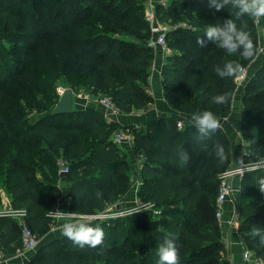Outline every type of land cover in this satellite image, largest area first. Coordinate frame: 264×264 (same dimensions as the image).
<instances>
[{
  "label": "trees",
  "instance_id": "trees-1",
  "mask_svg": "<svg viewBox=\"0 0 264 264\" xmlns=\"http://www.w3.org/2000/svg\"><path fill=\"white\" fill-rule=\"evenodd\" d=\"M147 0H0V184L11 208L25 209L27 225L44 237L55 227L51 212L60 198L59 160L69 165L68 211L93 214L119 203L131 190V160L113 135L123 126L96 109L73 108L46 114L59 102V83L111 96L122 111L140 110L154 100L149 77L156 57L150 44ZM209 0H168L156 4L160 21L186 22L167 35L172 49L162 68L169 104L186 115L161 117L125 126L133 134V153L143 157L138 196L162 210L159 226L144 209L91 223L104 232V244L80 248L65 236L41 244L26 264H157L158 246L173 239L179 264H232L216 217L219 174L232 163V144L221 127L198 141L191 115L210 110L227 116L239 85L237 77L221 78L215 69L228 60L249 66L256 56H229L206 40L209 25L235 20L230 7L216 11ZM237 27L247 31L259 48L264 17H244ZM10 43L8 45L7 43ZM240 76V74H239ZM75 92V91H74ZM230 93L223 105L216 94ZM37 112L34 117L32 113ZM241 133L247 153L264 157V59L248 79L241 100ZM124 130V129H123ZM221 144L226 159L215 155ZM189 155L183 167L177 152ZM264 168L243 174L238 207L240 231L247 248L264 263V247L249 233L264 227V193L258 181ZM96 190L103 192L96 199ZM2 202L0 190V207ZM22 248V229L13 216H0V254Z\"/></svg>",
  "mask_w": 264,
  "mask_h": 264
},
{
  "label": "crops",
  "instance_id": "crops-1",
  "mask_svg": "<svg viewBox=\"0 0 264 264\" xmlns=\"http://www.w3.org/2000/svg\"><path fill=\"white\" fill-rule=\"evenodd\" d=\"M156 57L154 65L152 66V73L149 77L148 88L151 94L154 97V100L149 103V105L140 110L122 111L117 113H111L107 109L98 104L95 101H90L86 99L74 98L73 108L78 109H96L101 111L108 121H116L123 126L122 131L131 135V140L128 142H123L120 144V147L125 151L131 160V177L133 178V185L130 192L117 204H121V207L118 209H136L140 206L141 199L138 196V189L141 184V169L144 162L143 157H137L133 153V134L130 132L131 129L124 128L125 126H135L139 128L141 125L146 124L150 121L157 120L165 116H173L182 120L184 115L178 110L174 109L169 102L167 101L164 93L163 83H162V67L166 63V58L169 55V52H166L164 49L157 47ZM170 53H173L172 51ZM264 55V54H263ZM264 56L257 58L259 61L257 64H254L255 60L247 67L249 79L252 75L258 70L263 62ZM243 83L246 85L247 83ZM242 85V84H241ZM245 85H242L245 87ZM239 87V85H238ZM237 87V91H238ZM235 93L233 98V106L231 112L224 117L217 118L221 124V127L229 137V140L232 144V167H240L242 165H253V160L255 158L247 156V151L245 147V140L241 133V116H240V92ZM237 95V96H236ZM257 163V162H256ZM254 169V168H252ZM251 170V169H250ZM67 175H61L59 180L60 186V198L57 204L59 206H65L66 211H68L69 199L66 196L68 181ZM243 174H237L232 178L233 192L230 199L224 205V212L219 220L221 226V236L223 243L227 249L229 259L232 264H244L243 254L247 248L243 235L240 231V219L238 215V207L241 197V182ZM10 202V201H9ZM61 203V205H60ZM9 203L5 200V206ZM114 204V205H117ZM55 209V210H56ZM78 213V212H72ZM57 219L58 224L53 227L47 235L44 236L43 243L49 242L50 240L63 236L62 234V225L67 223L69 220L68 213L65 216ZM71 221V220H70ZM56 232V233H55ZM38 247L35 250L23 251L22 248L18 249L15 254L4 255L0 254V264H26L29 262L36 254ZM251 250V249H250Z\"/></svg>",
  "mask_w": 264,
  "mask_h": 264
},
{
  "label": "clouds",
  "instance_id": "clouds-1",
  "mask_svg": "<svg viewBox=\"0 0 264 264\" xmlns=\"http://www.w3.org/2000/svg\"><path fill=\"white\" fill-rule=\"evenodd\" d=\"M230 7L235 16L222 23L209 25L205 28L204 33L206 40L200 38L197 44L205 46L211 41L217 48L224 50L229 56L239 55L245 59H250L259 52H264V48H257L253 43L250 34L237 27V20L244 17L260 18L264 17V0H209L208 7L220 11ZM221 78L239 77L242 71V65L237 60H228L222 67L215 69ZM230 93L216 94L211 97V103L223 105L229 102ZM191 123L196 129L198 141L207 139L211 134L221 128L216 115L210 110H204L191 115ZM215 155L223 162L226 159L224 147L221 144L215 145ZM189 155L186 151L177 152V163L183 167L187 164ZM259 191L264 193V179L258 181ZM96 199L103 197V192L96 190L94 193ZM62 234L72 243L80 248L85 246L90 248L101 247L104 244V232L100 226H92L73 218L70 222L62 225ZM252 237L258 238V245L264 247V227L254 226L249 233ZM157 264H179V251L173 239L165 238L163 243L157 249Z\"/></svg>",
  "mask_w": 264,
  "mask_h": 264
},
{
  "label": "built area",
  "instance_id": "built-area-1",
  "mask_svg": "<svg viewBox=\"0 0 264 264\" xmlns=\"http://www.w3.org/2000/svg\"><path fill=\"white\" fill-rule=\"evenodd\" d=\"M167 1L168 0H158V1L157 0H147L146 6H145V15H146L147 20L151 24V30L153 34L150 39V44L154 46L155 48H157V46H162L163 49L166 50V52H169V54H171L170 53L171 48L168 46V41H167L168 33L171 30L178 28L179 26L186 27L189 25L186 22L170 24L169 22L160 21L158 19L157 13H156V4L158 2L165 4ZM256 20L258 23V18H256ZM262 32H264V29ZM245 76H246V68L242 67V71L238 79L241 81L242 79L245 78ZM85 99L97 102L98 104L104 106L107 109V111L111 113L120 112V110L117 108L111 96L101 95V94L95 95L94 93L90 92L85 97ZM177 124L179 128H183L185 126V121L183 119L178 120ZM131 138L132 137L130 134L122 130L115 132L113 135L114 142L118 144H121L123 142H128L131 140ZM58 164H59V174L60 175L67 174L69 172V165L65 160L60 159ZM252 168H254L253 165L251 166L242 165L240 167L229 168L219 174L220 182H219V191H218V196H217V209H216L217 219H221L223 212H224V205L230 199L232 195V192H233L232 178L237 174H244L245 172L249 171ZM137 209H144L146 211H149L153 217H159L162 213V210L156 207L155 204L152 202L141 204ZM134 210L135 209H131L129 210V212L128 211L120 212L121 210H117L115 211L114 214H112V217L124 216ZM67 213H68V216L70 217L80 216L81 218H85L87 216H91L88 214H81V213L77 214V213H72V212H65L59 209L52 211L51 216H53V218L55 217L59 218V217L67 215ZM109 214L110 213H107V215ZM25 215H26V210L21 209V208L19 209L8 208V209H3L0 211V216H13L19 220L21 229H22V250L23 251L35 250L38 247L40 240H39L38 235L27 225L25 221ZM100 215L101 214H97L93 217H99ZM243 260H244V264H264L261 260L257 259L254 256L253 252L250 249H246L244 251Z\"/></svg>",
  "mask_w": 264,
  "mask_h": 264
},
{
  "label": "rangeland",
  "instance_id": "rangeland-1",
  "mask_svg": "<svg viewBox=\"0 0 264 264\" xmlns=\"http://www.w3.org/2000/svg\"><path fill=\"white\" fill-rule=\"evenodd\" d=\"M158 1V0H157ZM145 6H146V2H145ZM255 21H256V19H255ZM259 31H260V36H259V48H264V32H262L263 31V28L262 27H260L259 26ZM7 43V42H6ZM8 45H10V43H7ZM157 47H160V48H162L163 49V47L162 46H157ZM157 49V48H156ZM165 50V49H164ZM166 51V50H165ZM172 51V49L170 50V52ZM264 54V52H259V53H257V55H256V58L254 59L255 61V63L254 64H257L259 61L257 60V58H260L261 56H264L263 55ZM168 57V56H167ZM155 61V60H154ZM153 65H154V62H153ZM152 65V66H153ZM164 66V65H163ZM250 66V65H249ZM248 67V66H247ZM247 67H245L246 68V76H245V78L244 79H242L241 81L239 80V87H238V91H237V89H236V91H237V93L238 92H240V99L242 100V95H243V93H244V88L245 87H243L242 85H245L243 82L244 81H246V79L248 80L249 79V73H248V70H247ZM163 68V67H162ZM151 73H152V68H151ZM242 84V85H241ZM70 86H68V84H67V82L66 81H64V80H62L60 83H59V85H58V89H59V92H60V94H62L63 92H64V90L66 89V88H69ZM75 91V96H74V98H83V99H85V97L88 95V93H90L89 91H87L86 90V88H84V87H82V88H80V89H78V90H74ZM236 93V92H235ZM235 95V94H234ZM237 96V95H236ZM87 100V99H86ZM240 108H241V104H240ZM52 112V110H50V111H47V112H45L46 114H49V113H51ZM32 114H34L33 116L34 117H37L38 116V113L37 112H34V113H32ZM251 156L249 153H247V156ZM252 157V156H251ZM253 158H255V157H253ZM253 167H254V169H257V168H264V157H262V158H258V157H256L253 161ZM257 162V163H256ZM259 166V167H258ZM0 190H1V196H2V204H1V207H0V211L1 210H3V209H8V208H11V205H10V202H9V196L7 195V193L4 191V189H2V187H1V184H0ZM5 200L9 203L7 206H5L4 204H5ZM143 201H140V205L141 204H146V203H142ZM60 205H61V203H60ZM121 205V204H120ZM119 206V204H117V205H110L107 209H105L104 211H100V212H98V213H93V214H88V215H91V216H87V217H85V218H81L80 216H69V221L68 222H70V220H72L73 218H76V219H79L80 221H82V222H85V223H88V224H91V223H95V222H99L100 220H103V219H106V218H110V217H112V214H114L115 213V211H117V210H121L120 212H122V211H128L129 212V210H131L130 208L128 209H118L117 207ZM66 207L65 206H59V208H57V209H59V210H62V211H66V209H65ZM135 210H137V208L135 209ZM107 213H110L109 215H107ZM77 214H80V213H77ZM97 214H101L99 217H93V216H95V215H97ZM60 218V217H59ZM155 219H156V217H154ZM57 220H59V219H57ZM56 220V221H57ZM58 224V222H56V225ZM56 233V232H55ZM39 240H40V242H39V245H38V247L42 244V242L45 240L44 239V237H39Z\"/></svg>",
  "mask_w": 264,
  "mask_h": 264
},
{
  "label": "water",
  "instance_id": "water-1",
  "mask_svg": "<svg viewBox=\"0 0 264 264\" xmlns=\"http://www.w3.org/2000/svg\"><path fill=\"white\" fill-rule=\"evenodd\" d=\"M74 96L75 93L72 88H66L64 92L61 94L59 102L55 105L52 110L53 114H65L70 113L73 110L74 104ZM67 175V174H63ZM118 207H121L119 204ZM154 227L157 228L159 226V220H153Z\"/></svg>",
  "mask_w": 264,
  "mask_h": 264
}]
</instances>
